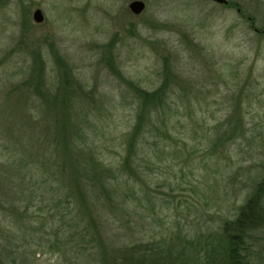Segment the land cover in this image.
<instances>
[{
  "label": "rangeland",
  "instance_id": "obj_1",
  "mask_svg": "<svg viewBox=\"0 0 264 264\" xmlns=\"http://www.w3.org/2000/svg\"><path fill=\"white\" fill-rule=\"evenodd\" d=\"M130 1L0 0V198L14 196L9 164L25 142L17 136L24 116L38 112L34 101L48 120L64 113L69 129L79 130L76 146L96 148L109 161L118 157L139 104L161 99L171 107L172 153L181 152L169 176L172 196L159 188L172 205L161 209L129 196L127 223L162 216L153 228L171 218L175 230L219 231L264 182V32L254 30L264 28V0H143L139 14L129 11ZM37 8L40 23L32 18ZM47 89L65 96L47 107ZM214 136L227 138V149L216 151L205 172L203 153ZM8 210L0 206L1 219ZM5 224L17 225L0 220ZM107 230L109 242L122 232ZM254 236L260 239L248 264H264V231ZM1 237L10 236H0L5 244ZM62 254L47 247L35 264H75L73 254Z\"/></svg>",
  "mask_w": 264,
  "mask_h": 264
},
{
  "label": "trees",
  "instance_id": "obj_2",
  "mask_svg": "<svg viewBox=\"0 0 264 264\" xmlns=\"http://www.w3.org/2000/svg\"><path fill=\"white\" fill-rule=\"evenodd\" d=\"M254 30L264 32V28ZM60 94L47 89L43 94L47 107L65 96ZM63 100L61 104L69 103ZM41 103L43 106L45 101ZM33 108H38V112L24 116L25 129L16 134L25 140L24 146L17 145L9 164L15 177L11 186L14 196L11 200L0 198V206L9 208L0 220L17 224L0 226V236H10L1 237L5 244L0 243V264H35V255L45 253L47 247L58 254L69 251L75 264H92V259L97 264H172V260L178 264H248L254 256L253 248L260 239L254 233L264 231L263 180L219 231H192L184 226L175 230L169 217L153 228V223L164 219L162 216L128 225L125 217L133 212L129 198L139 203L152 199L167 210L172 205V198L159 192L160 187L167 186L172 196L169 176L172 162L181 154L178 149L172 153L168 102L159 99L139 104L135 123L122 137L118 157L109 161L99 158L96 148L76 146L79 130L69 129L70 119L64 113L48 120L41 116L38 102L34 101ZM219 126L215 127L216 133ZM226 142L227 138L214 136L203 153L208 156L202 164L205 172L211 168L209 161H217L218 152L227 149ZM141 143L148 145L144 148ZM113 219L115 228L109 225ZM21 221L22 225L18 223ZM107 229L122 232L109 242ZM137 240L140 241L136 243ZM262 246H258L257 253Z\"/></svg>",
  "mask_w": 264,
  "mask_h": 264
},
{
  "label": "water",
  "instance_id": "obj_3",
  "mask_svg": "<svg viewBox=\"0 0 264 264\" xmlns=\"http://www.w3.org/2000/svg\"><path fill=\"white\" fill-rule=\"evenodd\" d=\"M215 1L222 4L227 3V0H215ZM144 8H145V2L143 0H131L128 4L129 11H131L134 14H139L140 12L143 11ZM32 18L36 23L42 22L44 19L42 11L39 8L35 9L33 11Z\"/></svg>",
  "mask_w": 264,
  "mask_h": 264
}]
</instances>
